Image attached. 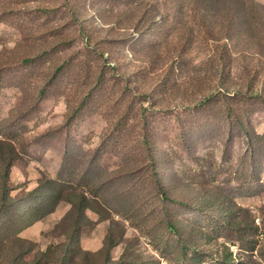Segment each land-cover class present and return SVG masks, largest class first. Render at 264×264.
Returning a JSON list of instances; mask_svg holds the SVG:
<instances>
[{
	"label": "rangeland",
	"instance_id": "rangeland-1",
	"mask_svg": "<svg viewBox=\"0 0 264 264\" xmlns=\"http://www.w3.org/2000/svg\"><path fill=\"white\" fill-rule=\"evenodd\" d=\"M251 2L0 0V264H264Z\"/></svg>",
	"mask_w": 264,
	"mask_h": 264
},
{
	"label": "trees",
	"instance_id": "trees-1",
	"mask_svg": "<svg viewBox=\"0 0 264 264\" xmlns=\"http://www.w3.org/2000/svg\"><path fill=\"white\" fill-rule=\"evenodd\" d=\"M241 1L243 2V3H245V0H231V2H235L237 5H238V7L241 9L242 7V5H241ZM252 2L251 3H253L254 2V0H251ZM256 7H257V10H263L264 9V7L263 6H261V5H255ZM256 15H253V17H255ZM158 16H155V17H151L150 18V21H151V24L152 25H154V23L156 22V20L158 19L157 18ZM247 19H248V17H246ZM228 19H231L230 20V30L232 31V33H234L233 32V30H234V28H235V25H236V20H235V17L234 16H232L231 18H228ZM246 19V20H247ZM246 22V21H245ZM247 24H248V21H247ZM226 36H224V38H225ZM224 38H219V39H217L218 41H222V40H224ZM232 38V36H230V37H228L227 39L228 40H230ZM229 47V45L227 44V48ZM224 54H225V52H224ZM225 85V84H224ZM219 88H221V90L222 91H224L225 90V88H226V86H219ZM237 94H238V92H237ZM239 94H241V95H243V96H247L248 97V99L249 100H251L252 98H256V97H261L262 96V92L261 91H259V90H256V88L254 87V86H250L249 87V90L247 91V92H240ZM246 132H247V135L248 136H251L252 137V134H251V132L250 131H247L246 130ZM258 136V135H257ZM258 137H263V136H258ZM7 174H8V171H7ZM7 174H5L4 175V178H3V180L5 179L6 180V178L8 177V175ZM7 176V177H6ZM4 180V181H5ZM3 193H4V200H5V202H7V194H6V192H5V187H3ZM59 198H60V196H59V194H55V195H53V197L51 198V202H50V206H54L56 203H59ZM85 200V204H86V206H87V199L85 198L84 199ZM9 201V200H8ZM69 201H70V203H72V204H75L71 199H69ZM5 208H6V204H5V206L3 207V209H2V211H4L5 210ZM10 208H11V211H13L14 213L17 211V207L16 206H14V205H11L10 206ZM11 214V213H10ZM36 221L35 222H38L39 220H41L40 218H36L35 219ZM63 261H65L66 259H67V252L66 253H64V255L62 256V258H61ZM230 264H240V263H238V262H232L231 261V263Z\"/></svg>",
	"mask_w": 264,
	"mask_h": 264
}]
</instances>
